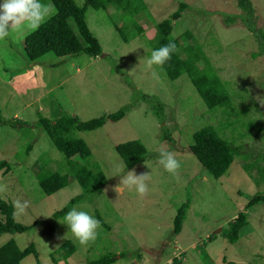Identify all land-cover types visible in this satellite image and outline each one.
I'll return each mask as SVG.
<instances>
[{"label":"rangeland","instance_id":"1","mask_svg":"<svg viewBox=\"0 0 264 264\" xmlns=\"http://www.w3.org/2000/svg\"><path fill=\"white\" fill-rule=\"evenodd\" d=\"M135 1L144 9L132 16L141 28L136 34L127 18L119 21L114 4L106 11L86 10L87 28L101 47L97 58L79 54L61 59L46 53L27 71L30 64L22 39L31 31H13L0 40V162L7 168L6 173L0 171V184L8 186L0 199L12 207L16 199L30 201L23 215L14 214L13 207V217L26 227L32 225L20 234H2L0 246L9 239L19 250L33 244L36 259L29 255L20 264H86L105 254L113 255L111 264H172L173 260L177 264H264V202L246 211L247 224L236 242L225 239L228 222L243 212L252 196L264 195L263 177L257 172L264 167V105L257 99H264V0H249L248 12L239 10L235 0ZM73 2L81 7L84 0ZM180 2L186 7L171 24L170 35L179 38L186 33V44L198 52L197 66L218 80L231 103L224 124L217 127L220 136L237 148L238 156L218 179L211 178L188 152L191 135L215 125V118L185 75L169 80L162 67L147 65L157 48L154 23L168 18ZM225 16L232 17L233 23H224ZM113 24L125 25V41ZM175 53L181 56L179 49ZM26 71L33 80L41 79V86L19 82ZM118 110L123 117L117 122L107 121L94 131H75L105 180L98 192L72 206L104 225L97 229L95 241L81 245L64 217L51 216L82 194L79 185L69 177L64 188L49 196L38 186L41 176L65 172L62 154L38 119L53 123L59 117L75 116L84 122ZM133 140L145 154L128 171L151 176L149 192L143 197L123 185L119 186L123 191L114 190L128 172L114 146ZM162 150L173 152L180 161L178 180L159 163ZM74 160L87 167L88 163ZM243 164L256 166L257 171L248 174ZM184 203L188 206L181 229L174 235L172 219ZM65 241L74 246L73 254L66 260L62 253L54 254L52 260L50 253Z\"/></svg>","mask_w":264,"mask_h":264},{"label":"trees","instance_id":"2","mask_svg":"<svg viewBox=\"0 0 264 264\" xmlns=\"http://www.w3.org/2000/svg\"><path fill=\"white\" fill-rule=\"evenodd\" d=\"M235 1L236 7L242 12L251 11L249 0ZM42 2L54 5L56 14L42 24L38 30L31 31L23 37L22 48L27 61L30 62L39 61V58L46 53H51L56 58L61 59L77 57L79 54H84L90 58L99 57L102 54L101 47L88 30L85 22V13L88 8L106 11L110 5L114 4L119 11L117 14L119 21L127 18L136 29L134 34L141 31V28L132 20V16L144 9L142 4L135 0L126 2L123 0H84L81 7L76 6L73 0H42ZM185 7L186 5L182 2L178 3L177 9L168 18L154 23L153 37H155L156 49L168 44L170 40L176 44L177 49L181 51V56L177 55L176 51L171 54V59L162 66L164 74L169 80H175L181 75H185L211 115V118L216 120L215 125L204 126L191 135V144L188 146V152L211 178L218 179L226 172L232 160L238 156L237 148H234L231 143L229 144L223 138L222 133V137L220 136L221 130L217 127V125L224 124L223 115L230 110L231 103L227 91L224 87H221L218 80L206 73L205 67L199 68L197 66L198 52L186 44V33L183 32L179 35V38L183 39L180 46L178 45L179 38H173L170 35L171 24L180 18L181 12ZM223 21L230 24L233 23V18L225 16ZM69 23L73 24L77 34L74 33ZM113 25L119 38L125 41V35L123 34L125 25ZM61 61H58L57 64H60ZM122 117V110L84 122L78 120L75 116L59 117L53 123L39 117L38 125L48 136L54 148L62 154L65 161V165L63 164L64 173L53 171L40 177L38 183L40 190L46 196L52 195L64 188L70 177L76 181L82 191V194L71 198L65 207L54 212L51 215L53 219L64 217L82 197L96 193L105 186L103 175L94 166L89 151L77 137L75 131H94L102 127L105 122H117ZM162 138L168 141V136L163 135ZM114 150L123 162L124 171L130 170L141 162L145 154L143 146L134 140L115 145ZM75 158L88 163L87 167L76 162ZM238 159L242 160L241 158ZM250 165L243 164L242 169L248 174L250 171L255 173L257 171L255 169L256 166ZM0 171H2L1 173L7 172L4 161L0 162ZM257 172L263 177L262 182H264V167H260ZM258 202H264V195L256 194L252 196L243 207V212L238 213L236 217L228 222L225 239L229 244L236 242L238 232L246 226V211ZM187 206V203L182 204L172 219V233L174 235L181 229ZM0 216L2 217V220H0V236L2 234H20L32 227V225L26 227L15 222L12 205L5 203L1 199ZM99 222L104 227L100 220ZM74 250V246L70 242L65 241L55 251L50 253V258L54 260V254L62 253L64 260H66L73 254ZM29 255L35 259L37 257L33 244H29L19 250L14 241L9 239L0 246V264H20ZM202 260L206 262L207 256L204 255ZM113 261V255L105 254L86 264H111ZM53 264H55L54 261ZM172 264H177L176 260H173Z\"/></svg>","mask_w":264,"mask_h":264},{"label":"clouds","instance_id":"3","mask_svg":"<svg viewBox=\"0 0 264 264\" xmlns=\"http://www.w3.org/2000/svg\"><path fill=\"white\" fill-rule=\"evenodd\" d=\"M55 14V6L51 3H43L42 0H2L0 2V40H4L13 31L24 29L36 31ZM175 51H177L176 44L170 40L168 44L152 52L151 57L147 60L148 67L150 69L154 65L162 67L171 59V54ZM152 76L159 78L155 71L152 72ZM257 99L264 105V99L260 97H257ZM159 163L168 173L172 174L177 180L179 179L181 164L173 152L162 150L159 153ZM150 180L149 173L137 175L135 169H133L122 176L119 185L114 190L123 191V187H119L123 185L129 189L134 188L143 197L149 192L148 182ZM7 190L8 186L6 184H0V193ZM30 206V201L16 199L13 202L14 214L23 215ZM64 222L81 245H87L89 242L95 241L98 234L97 229L101 226L99 220L94 216L86 211L77 210L75 207L65 214Z\"/></svg>","mask_w":264,"mask_h":264},{"label":"crops","instance_id":"4","mask_svg":"<svg viewBox=\"0 0 264 264\" xmlns=\"http://www.w3.org/2000/svg\"><path fill=\"white\" fill-rule=\"evenodd\" d=\"M24 56H25V54H24ZM25 59H26V56H25ZM38 61V60H37ZM26 62H28L29 64H30V69H29V66H28V70L27 71H32L33 69H32V66H35L32 62H36V61H32V62H30V61H27L26 60ZM33 64V65H32ZM32 69V70H31ZM26 71V76L25 77H21V79L19 80V78H15V80L18 82V80H19V82H23V81H25V82H27L28 81V87H35V86H41L40 85V81L39 80H41V79H32L31 77H30V74L31 73H29V74H27L28 72ZM29 77H30V80H28L29 79ZM26 78V79H25ZM7 82L8 83H10L11 82V79L9 78L8 80H7ZM18 82V83H19Z\"/></svg>","mask_w":264,"mask_h":264}]
</instances>
